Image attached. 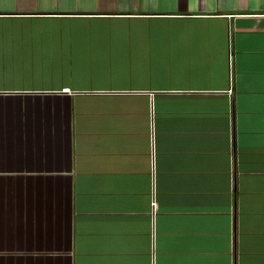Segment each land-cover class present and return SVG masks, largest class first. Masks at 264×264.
Returning a JSON list of instances; mask_svg holds the SVG:
<instances>
[{
    "label": "crops",
    "instance_id": "1",
    "mask_svg": "<svg viewBox=\"0 0 264 264\" xmlns=\"http://www.w3.org/2000/svg\"><path fill=\"white\" fill-rule=\"evenodd\" d=\"M70 1L0 0V264H264V0Z\"/></svg>",
    "mask_w": 264,
    "mask_h": 264
},
{
    "label": "rangeland",
    "instance_id": "2",
    "mask_svg": "<svg viewBox=\"0 0 264 264\" xmlns=\"http://www.w3.org/2000/svg\"><path fill=\"white\" fill-rule=\"evenodd\" d=\"M64 2L70 3L71 5H75V2L72 3L70 0H61ZM84 3V8H81L82 10L87 11V9L98 11L100 8H96V5L99 4L101 7H103L104 3H108V5H111L115 11L119 10H126L124 7H132L131 5L135 2L138 3V5L143 4L145 0H80ZM86 3V7H85ZM126 5V6H125ZM70 6V5H69ZM76 6V5H75ZM99 7V6H98ZM117 8H119L117 10ZM123 8V9H122ZM64 9V8H63ZM71 9V8H70ZM109 10V9H107ZM111 10V9H110ZM82 19H75V18H62V19H54L51 21H36L32 22L28 28H33L34 30L45 29L46 31H53V29L57 30H73L72 27L75 28H82L81 31L86 30H96V35L103 34L104 37H107V34L111 31V35H114L113 32L117 31H123V30H133L134 26L136 25V22L132 20H123V19H108V20H102V19H85L82 21H78ZM141 23V22H140ZM28 24V23H27ZM40 24V26H39ZM8 26H6V22L1 21L0 22V28L5 29ZM69 34H67L63 38V43L66 45H70L69 42ZM115 36V35H114ZM110 40H116L115 37H111ZM50 43V39L46 42ZM1 45V44H0ZM14 44L12 43H4V46L0 48V78L6 79V80H14L18 81L19 79H35L37 76L41 73H43L45 70L43 68L38 67H17L14 68H6V63L11 62V58H14V62H20L21 60L26 61L27 58L24 55L25 52L19 53L15 50L13 47ZM31 56L35 57L38 56V53L30 54ZM40 56V55H39ZM38 56V57H39ZM35 61L37 58L34 59ZM15 83V82H12ZM14 85V84H11Z\"/></svg>",
    "mask_w": 264,
    "mask_h": 264
},
{
    "label": "built area",
    "instance_id": "3",
    "mask_svg": "<svg viewBox=\"0 0 264 264\" xmlns=\"http://www.w3.org/2000/svg\"><path fill=\"white\" fill-rule=\"evenodd\" d=\"M227 61H228V68L230 69V64H229V58L227 59ZM228 78H229V83H230V71H229V75H228ZM230 85V84H229ZM229 85H228V88H227V92H230V87H229Z\"/></svg>",
    "mask_w": 264,
    "mask_h": 264
}]
</instances>
